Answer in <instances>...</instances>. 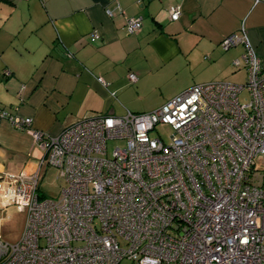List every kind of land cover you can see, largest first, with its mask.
<instances>
[{
  "label": "built area",
  "instance_id": "built-area-1",
  "mask_svg": "<svg viewBox=\"0 0 264 264\" xmlns=\"http://www.w3.org/2000/svg\"><path fill=\"white\" fill-rule=\"evenodd\" d=\"M180 13L169 6L170 20ZM141 24L125 20L128 33ZM240 44L243 83L194 84L151 111L95 113L50 135L0 108L43 150L33 171L0 180V206L25 214L17 241L0 235V264H264V67L245 37L219 43ZM108 140L124 144L108 152ZM51 165L66 184L57 199L38 192Z\"/></svg>",
  "mask_w": 264,
  "mask_h": 264
},
{
  "label": "crops",
  "instance_id": "crops-1",
  "mask_svg": "<svg viewBox=\"0 0 264 264\" xmlns=\"http://www.w3.org/2000/svg\"><path fill=\"white\" fill-rule=\"evenodd\" d=\"M137 16L141 28L128 33L126 18ZM232 33L264 67V0H0V108L55 135L95 113L151 111L193 84L242 83L246 70L232 61L244 45H219ZM42 156L30 131L0 121V180Z\"/></svg>",
  "mask_w": 264,
  "mask_h": 264
},
{
  "label": "rangeland",
  "instance_id": "rangeland-1",
  "mask_svg": "<svg viewBox=\"0 0 264 264\" xmlns=\"http://www.w3.org/2000/svg\"><path fill=\"white\" fill-rule=\"evenodd\" d=\"M237 78V77H236ZM244 79L241 81H245ZM240 79V78H239ZM242 82V83H243ZM240 83V82H239ZM241 101L248 100V97L245 93L240 95ZM159 132H162V136L166 138L167 129H159ZM150 135H156V132H151ZM124 142L120 140H108L107 141V151L110 152L113 147L117 145H123ZM47 169L44 171L42 178L39 183V194L40 197H46L51 199H57L60 195L61 189L66 185L61 178H57L59 170L57 167L51 165L46 166ZM1 215H3L0 212ZM24 213L18 210H11L3 215L4 220L1 222V232L3 238L9 241L18 240L23 229L24 224ZM117 264H132L131 260L124 257Z\"/></svg>",
  "mask_w": 264,
  "mask_h": 264
},
{
  "label": "trees",
  "instance_id": "trees-1",
  "mask_svg": "<svg viewBox=\"0 0 264 264\" xmlns=\"http://www.w3.org/2000/svg\"><path fill=\"white\" fill-rule=\"evenodd\" d=\"M194 85V84H193ZM192 86V85H191ZM190 87V86H189Z\"/></svg>",
  "mask_w": 264,
  "mask_h": 264
}]
</instances>
